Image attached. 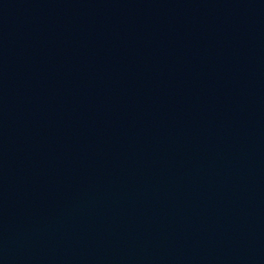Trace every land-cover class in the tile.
<instances>
[{"label":"water","instance_id":"1","mask_svg":"<svg viewBox=\"0 0 264 264\" xmlns=\"http://www.w3.org/2000/svg\"><path fill=\"white\" fill-rule=\"evenodd\" d=\"M0 264H264V0H0Z\"/></svg>","mask_w":264,"mask_h":264}]
</instances>
